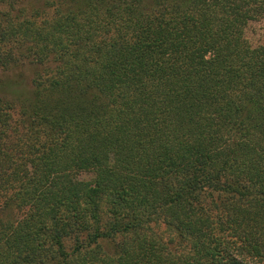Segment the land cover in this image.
Wrapping results in <instances>:
<instances>
[{"label":"trees","instance_id":"1","mask_svg":"<svg viewBox=\"0 0 264 264\" xmlns=\"http://www.w3.org/2000/svg\"><path fill=\"white\" fill-rule=\"evenodd\" d=\"M264 0H0V264H264Z\"/></svg>","mask_w":264,"mask_h":264},{"label":"rangeland","instance_id":"2","mask_svg":"<svg viewBox=\"0 0 264 264\" xmlns=\"http://www.w3.org/2000/svg\"><path fill=\"white\" fill-rule=\"evenodd\" d=\"M245 35L253 45L264 42V19L253 21L246 28ZM33 69L30 64L0 68V95L10 97L28 91Z\"/></svg>","mask_w":264,"mask_h":264}]
</instances>
